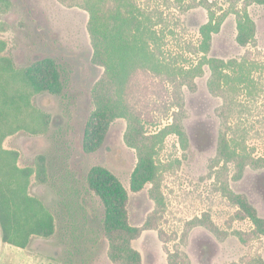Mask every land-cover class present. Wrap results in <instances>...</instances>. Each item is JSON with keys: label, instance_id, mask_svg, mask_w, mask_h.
<instances>
[{"label": "rangeland", "instance_id": "obj_1", "mask_svg": "<svg viewBox=\"0 0 264 264\" xmlns=\"http://www.w3.org/2000/svg\"><path fill=\"white\" fill-rule=\"evenodd\" d=\"M138 1L141 4L144 0ZM153 4L142 7L151 10ZM180 5L159 0L154 7L166 23L162 24V56L180 67L195 64L201 56L195 52L201 41L199 28L209 20V12L214 13L221 22L219 31L212 33L208 54L226 61L246 58L245 67L250 72L238 85L239 105L230 119L232 129L238 126L244 134L241 138H245L236 151L254 160L264 159V3L183 0ZM244 13L256 30L254 41L241 45L236 41V24ZM155 16L151 15L154 21ZM87 20L86 10L64 6L58 0H10L0 12V41L4 43L0 56L12 62L15 72L32 71L38 60L54 59L62 81L58 94L23 88L29 108L18 115L1 109L0 117L8 124L0 126V133L5 132L0 145L13 152L18 168L32 169L26 193L51 212L55 228L49 235H31L20 248L2 240L0 226V264H126L123 259L113 262L108 256L105 208L88 183V175L95 176L98 168L108 171L127 195L128 228L120 225L121 216L115 214L108 232L128 231L132 235L134 253L128 264H170L167 251L175 247L186 254L190 264H257V256L264 264V235L246 239L243 232L252 224L235 217V206L220 190L223 183L226 192L245 195L264 220V161L244 162L231 154L230 145L226 164L211 163L224 149V134L228 140L232 134L223 131L227 125L219 116L222 99L217 90L210 91L207 66L190 86L183 87L165 75L155 77L134 59L125 93L131 99L126 103L130 119L116 118L101 137L95 133L88 144L84 142L85 130L92 125L96 82L106 78L103 67L92 61ZM46 65L36 70L41 72ZM229 68L234 76L237 67ZM17 84L11 74H3L0 87L10 94ZM34 115L48 120L47 126L32 123L7 133L12 121L29 124ZM171 124L184 130L186 143L176 132L167 134L160 143L157 162L163 170L160 189L164 207L157 209L154 182L158 178L142 183V175L136 171L145 144L140 133L150 136ZM211 164L216 167L211 169ZM133 180L141 184L139 188L133 187ZM196 216L206 218L203 222L215 228L194 225L187 229L186 222Z\"/></svg>", "mask_w": 264, "mask_h": 264}, {"label": "trees", "instance_id": "obj_2", "mask_svg": "<svg viewBox=\"0 0 264 264\" xmlns=\"http://www.w3.org/2000/svg\"><path fill=\"white\" fill-rule=\"evenodd\" d=\"M164 1L167 2L169 0ZM182 1L170 0V4L178 5L179 3L180 5ZM203 1L205 2V0ZM255 1L264 3V0ZM58 2L64 6L80 7L88 12L86 28L92 46V61L102 66L106 75V78L102 77L97 80L98 91L92 95L93 110L90 116L92 125L84 133V142L86 144L95 138V133L101 137L108 124L114 119L119 117L130 119L127 114L126 108L128 105L126 103H129L131 99L129 101L126 98V85L133 70V60L138 59L142 63L141 67L149 70L155 77L165 75L174 84L177 83L179 84L178 86L183 87L190 86L195 77L202 74L203 66H207L209 69L208 85L210 91L215 92L217 90L218 95L220 94L222 99L219 116H222L227 125L223 131L232 134V138L229 140L224 134V149L220 150L210 160L211 163L223 162L226 164L228 160L226 150L229 149L230 145L233 147L230 150L231 154L241 158L244 162L249 160L256 163L264 161L263 158L254 160L250 158V155H242L236 151L240 145H243L241 143L245 138H241L244 134L238 126L234 125L235 128L232 129L230 119L239 105L236 97L240 89V83L246 80L250 72L245 67L246 58H243V61L240 62L235 60L226 61L208 54L211 48L212 33L219 31L221 22L214 18L213 12H209V20L199 28L201 41L196 46L195 52L201 53V56L195 64H191L188 67H180L173 61H167L160 51L164 36L162 24L165 25L166 23L162 13L155 12L156 8L154 7H157L159 0H144L141 4L138 0H58ZM9 3L10 0H0V12H4ZM151 3H155L153 4L154 6H151V10L142 7L144 4L146 7L150 6L149 4ZM151 15L153 17L157 15L155 16V21L151 18ZM157 25H160L159 28L156 27ZM236 29L238 31L236 41L239 44L245 45L253 40L256 27L247 13H244L243 17L238 19ZM3 48L4 43L0 41V51ZM45 63L47 64L44 68L46 71L41 68V72H38L36 70L37 67ZM233 65L237 67V72L234 76L228 71L230 69L229 66ZM32 66L34 67L32 71L28 68V70L15 72L12 62L7 57L0 56V83L3 74H11L13 81L19 82L11 89L10 94L1 85L0 116H3L1 111L3 108L11 110V115H18L21 111L29 108L27 106V92L23 88L28 87L35 93L49 90L58 94L61 91L60 67L54 59L38 60ZM233 69L231 71H234ZM47 71L49 72L45 75ZM54 85L57 88H54ZM31 119L32 122L29 124L19 120L12 121L7 133H11L20 127H28L32 123H41L42 126H47L48 120H43L42 116L34 115L31 116ZM4 123L8 124V120H2L0 117V126ZM180 129L171 124L150 136L140 133L145 144L141 149L142 163L136 171H138L139 175H142V183L154 181L158 178L154 182L155 206L157 209H163L164 207V198L160 189L163 170H161L157 162L158 149L162 139L167 134L174 132L179 137L183 136L186 143L184 130L182 132ZM4 136L5 132L0 133V143ZM12 155L13 152L3 149L0 145V226L4 242L24 248L31 235H49L54 232L55 224L51 212L43 203L26 193V182L32 174V169L18 168ZM168 164L171 165L169 162ZM168 164H165V170ZM212 164L210 166L211 169L216 167V165L212 166ZM95 173V176L91 175L89 177L88 175V183L90 189L100 197L105 208L103 227L109 243L108 256L113 262L117 259H123L128 264L134 253L130 246L132 235L128 231L116 235L108 232L110 219L115 214L121 216L120 225L128 228L125 212L126 192L123 188L118 187L114 177L108 171L98 168ZM106 182L114 185L116 190H113L111 185L109 187ZM132 183L134 188H139L141 185L134 182V180ZM220 190L229 203L235 206V217L239 220L248 219L252 224V228L249 231L243 232L246 235V239L251 241V237L264 235V220L258 215L257 210L248 201L247 197L243 194L226 192L223 183ZM204 220H206L204 217L196 216L192 218L186 222L187 229L194 225H205L215 228L212 223L207 222L208 224H206L203 222ZM187 229L184 231V237ZM163 240L166 241L164 238ZM167 252L170 264H190L186 254L176 247ZM254 259L257 264H263L258 256Z\"/></svg>", "mask_w": 264, "mask_h": 264}]
</instances>
